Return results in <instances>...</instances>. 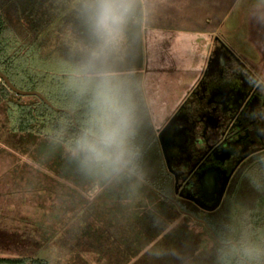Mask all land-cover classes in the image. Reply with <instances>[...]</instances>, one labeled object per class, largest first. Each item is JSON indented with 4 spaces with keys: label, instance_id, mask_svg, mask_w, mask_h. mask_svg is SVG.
Segmentation results:
<instances>
[{
    "label": "trees",
    "instance_id": "16d2710c",
    "mask_svg": "<svg viewBox=\"0 0 264 264\" xmlns=\"http://www.w3.org/2000/svg\"><path fill=\"white\" fill-rule=\"evenodd\" d=\"M7 1L9 8L0 0V71L15 86L38 90L54 106L68 109L75 115L76 125L69 114L53 110L37 96L17 95L0 79V102L12 104L8 110L15 117L13 131L35 145L37 164L64 180L49 179L61 187L60 190L53 187L59 203L57 217L64 219L61 225L69 223L71 218L77 219L80 214L85 227L77 240L82 244V238L86 237L84 244L94 247L109 263L127 264L135 259L133 264H264V255L259 256L258 263L241 255L244 247L264 250V240L259 238L264 236L263 197L257 200L255 207L247 210L242 205L239 207V203L225 208L223 220L218 225L210 215L202 216L216 236H213L214 246L209 248L189 225V216L180 212L166 197L169 190L164 191L139 175L142 159L134 156L127 168L110 175L80 167L71 152L70 140L79 129L83 108L76 106L66 81L68 69L84 55L89 36L74 7V0ZM144 22L145 5L143 0H137L123 47L113 61L116 72L142 73L140 69L145 64ZM57 24L55 40L49 30ZM48 34L55 41L70 35L72 41L62 42V45L57 43V47L44 41ZM136 87L142 94L139 98L146 104L141 82ZM12 96L17 97V101H13ZM140 137V133H136L135 154L146 152L148 147L155 150L151 147L153 140L147 145ZM138 141L145 146H139ZM258 178V174L253 178L257 188ZM85 184L89 186L86 192L83 191ZM96 190L95 195L88 197L87 194ZM181 208L185 210L184 206ZM182 217L185 218L178 221ZM197 225L206 227L200 222ZM246 231L252 238L247 239ZM73 238L76 240L75 236ZM50 263L47 256L0 257V264ZM72 264H87V261L77 256Z\"/></svg>",
    "mask_w": 264,
    "mask_h": 264
},
{
    "label": "flooded vegetation",
    "instance_id": "af4514ba",
    "mask_svg": "<svg viewBox=\"0 0 264 264\" xmlns=\"http://www.w3.org/2000/svg\"><path fill=\"white\" fill-rule=\"evenodd\" d=\"M253 111H264L262 69L214 36L194 86L160 126L152 122L151 139L169 178L170 194L164 196L209 230L198 215L241 204L242 194L253 199L251 208L264 198V121L250 119ZM257 174L259 188L253 183ZM222 192L217 209H204L214 206ZM182 202L197 208L198 213L183 210ZM210 232L216 237L212 229Z\"/></svg>",
    "mask_w": 264,
    "mask_h": 264
},
{
    "label": "rangeland",
    "instance_id": "374dc122",
    "mask_svg": "<svg viewBox=\"0 0 264 264\" xmlns=\"http://www.w3.org/2000/svg\"><path fill=\"white\" fill-rule=\"evenodd\" d=\"M4 1L9 8L10 2ZM143 2L145 8L150 6V0H143ZM58 25L49 30L54 39L57 36ZM60 26L63 27L62 24ZM214 29L212 33L215 37H219L244 60L254 62L264 73V0H234L229 13L218 24L214 25ZM44 37L45 42H51L55 46L57 43L62 45V42L70 43L72 41L70 35L69 37H62L63 39L59 41H55L57 39L52 40L50 34ZM140 71H144V66ZM120 74L127 80L130 87L131 85L134 86L132 92L136 103L137 133H140V141L148 145L152 140L150 111L147 103L145 104L139 98H142V94H139L140 90L136 87H139L142 73L126 71L120 72ZM16 87L22 90H31L30 87L24 85ZM142 89L144 92L143 85ZM11 99L17 101L15 96H12ZM10 103L0 102V257L34 255L41 258L47 256L50 258V264H72L77 256H80L87 261V264H115L102 258L94 247L84 244V241L87 240L86 237L82 238V244L77 240L76 237L82 236V228L85 227L80 214L77 215V219L70 217L69 223L61 225L60 222L64 219L57 217L58 212L56 211H59V203L53 191V187H58L59 190L61 187L49 179L54 177L55 180H64L37 164L38 158L34 154L35 145L21 138L18 132L13 131L15 117L8 110V107L12 106ZM140 141H138L139 146H145ZM151 147L155 150H150L148 147L149 150L146 152L135 154L136 157L142 159L139 163L141 166L139 175L148 179L156 187L167 191L168 187L166 188V186H168L169 178L167 174H163L164 165L159 150L155 143H152ZM83 187L85 190H82L86 192L89 186ZM96 192L97 190L87 195L92 197ZM63 194H65L64 191ZM256 196L254 194L253 198ZM71 200L72 204L74 198L72 197ZM240 201L239 207L242 205L241 207L246 210L251 208L249 205H253V199L244 198L243 194ZM182 205H184L185 210L198 213V209L191 204L182 202ZM70 208L73 212L74 205ZM224 211L222 208L209 217L218 225L221 223ZM204 215L202 213L201 217ZM184 218H179L178 221ZM187 221L193 231L200 236V240L206 243L209 248L214 246L215 241L208 228L197 225L198 222L190 217ZM244 234L247 239L252 238L249 231ZM74 236L76 240L73 238ZM259 238L264 240V236ZM258 259L259 257L254 261L258 263ZM134 260L127 264H133Z\"/></svg>",
    "mask_w": 264,
    "mask_h": 264
},
{
    "label": "clouds",
    "instance_id": "9594fccd",
    "mask_svg": "<svg viewBox=\"0 0 264 264\" xmlns=\"http://www.w3.org/2000/svg\"><path fill=\"white\" fill-rule=\"evenodd\" d=\"M136 6L137 0H74L89 43L68 69L66 88L76 106L83 108L70 145L85 171L110 175L127 168L135 156L136 103L127 80L113 69V61L121 52ZM250 119L264 121V111H253ZM241 255L251 261L264 255V250L244 247Z\"/></svg>",
    "mask_w": 264,
    "mask_h": 264
},
{
    "label": "crops",
    "instance_id": "0c3cea01",
    "mask_svg": "<svg viewBox=\"0 0 264 264\" xmlns=\"http://www.w3.org/2000/svg\"><path fill=\"white\" fill-rule=\"evenodd\" d=\"M234 0H150L141 83L153 125L183 101L205 66L218 24Z\"/></svg>",
    "mask_w": 264,
    "mask_h": 264
},
{
    "label": "water",
    "instance_id": "95a60500",
    "mask_svg": "<svg viewBox=\"0 0 264 264\" xmlns=\"http://www.w3.org/2000/svg\"><path fill=\"white\" fill-rule=\"evenodd\" d=\"M0 79L5 83V85L14 93H16L17 95H21V96H37L38 98H40L43 102H45L49 107H51L53 110L55 111H60V112H64V113H67L69 114L75 125H76V121H75V115L73 112H71L70 110L68 109H61V108H58L56 106H54L41 92L39 91H35V90H22L18 87H16L12 82L11 80L8 78V76L3 73L2 71H0ZM160 139H161V144H162V148L163 150H165V144L163 142V139H162V134L160 133ZM222 195H223V192L220 194L216 204L214 206H211V207H206L204 206V209H207L209 211H213L215 209H217V207L219 206L220 204V201H221V198H222ZM196 201V200H195ZM197 202V201H196ZM199 203V202H197ZM211 230V229H210ZM218 240V239H217ZM238 254H240V251H238Z\"/></svg>",
    "mask_w": 264,
    "mask_h": 264
}]
</instances>
